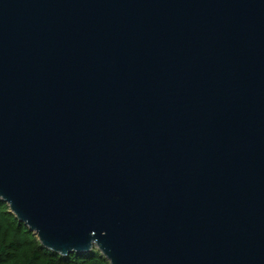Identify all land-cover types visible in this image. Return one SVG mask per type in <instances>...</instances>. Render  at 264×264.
Instances as JSON below:
<instances>
[{
	"label": "water",
	"instance_id": "water-1",
	"mask_svg": "<svg viewBox=\"0 0 264 264\" xmlns=\"http://www.w3.org/2000/svg\"><path fill=\"white\" fill-rule=\"evenodd\" d=\"M0 200L109 264H264V0H0Z\"/></svg>",
	"mask_w": 264,
	"mask_h": 264
},
{
	"label": "trees",
	"instance_id": "trees-1",
	"mask_svg": "<svg viewBox=\"0 0 264 264\" xmlns=\"http://www.w3.org/2000/svg\"><path fill=\"white\" fill-rule=\"evenodd\" d=\"M0 264H109L98 250L88 254L57 255L41 246L37 236L19 222L0 200Z\"/></svg>",
	"mask_w": 264,
	"mask_h": 264
},
{
	"label": "rangeland",
	"instance_id": "rangeland-1",
	"mask_svg": "<svg viewBox=\"0 0 264 264\" xmlns=\"http://www.w3.org/2000/svg\"><path fill=\"white\" fill-rule=\"evenodd\" d=\"M93 250H98L97 248H94ZM99 251V250H98ZM92 252V251H91Z\"/></svg>",
	"mask_w": 264,
	"mask_h": 264
}]
</instances>
